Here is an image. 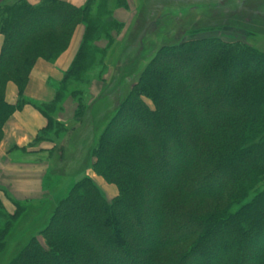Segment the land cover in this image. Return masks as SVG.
I'll return each mask as SVG.
<instances>
[{"label": "trees", "instance_id": "16d2710c", "mask_svg": "<svg viewBox=\"0 0 264 264\" xmlns=\"http://www.w3.org/2000/svg\"><path fill=\"white\" fill-rule=\"evenodd\" d=\"M227 2L233 5L230 12L224 9V22L235 21L244 0H218L210 8H225ZM87 5L20 0L10 6L0 1V144L9 119L31 104L24 93L37 61L55 63L80 25L85 27L81 47L57 88L86 76L88 39L102 24L100 12L90 17ZM52 14L61 21L54 22ZM27 23L30 28L24 33ZM159 24L156 20L149 28ZM185 61L195 63L189 76L182 68ZM250 61L264 65V56L245 44L218 39L163 44L136 87L97 132L95 170L118 187L119 196L109 203L91 180L75 184L56 202L48 228L39 234L44 242L34 236L15 257L0 264H205L204 255H219L221 249L226 252L209 260L211 264H244L245 251L264 242V192L239 212H230L264 181L257 170L264 160L255 159L264 154V72L249 69ZM9 83L18 90L15 105L6 100ZM60 90L49 104L32 103L47 120L44 138L53 129L49 112L59 104ZM224 172L231 173L230 178L218 185ZM232 186L235 189L228 192ZM196 200L204 201L202 209L209 206L214 212L203 215L189 202ZM27 203L15 204V213L9 214L0 198V255ZM221 204H226L224 210ZM80 219L86 223L66 229ZM140 231L151 234L150 241ZM104 233L117 241L107 240ZM195 236L197 249L192 253L175 249ZM255 255L248 264H264V250Z\"/></svg>", "mask_w": 264, "mask_h": 264}, {"label": "rangeland", "instance_id": "374dc122", "mask_svg": "<svg viewBox=\"0 0 264 264\" xmlns=\"http://www.w3.org/2000/svg\"><path fill=\"white\" fill-rule=\"evenodd\" d=\"M18 1L20 0H8L6 4L12 6ZM216 1L218 0H90V2L88 0L86 2L90 17L99 11L102 24L99 32L88 39L90 51L86 76L80 81L67 82L62 90L57 88L60 90L59 104L54 111L49 112L53 129L46 136V140L52 143L53 148L46 156L50 160V175L45 181L48 198L41 202L22 205L24 209L8 232L7 247L0 255V260L7 261L15 257L34 236H38L44 242L39 234L48 228L57 207L56 202L68 196L71 187L75 184L86 179L91 180L109 203H113L119 196L118 187L108 183L95 170L98 158L92 155V151L98 140L97 132L101 133V127L111 120L121 101L136 87L140 75L163 44H172L177 39L184 41L218 39L230 44L248 45L264 56V0H244L238 11V19L228 22H224L226 20L223 16L226 14L224 9L230 12L233 2H227L225 8L214 10L210 6H215ZM123 9H130L129 17L122 16ZM132 13L135 14L133 17L130 16ZM36 16L37 14L34 15ZM51 18L54 22L61 21L57 14H52ZM156 20H160L158 28L155 30L149 28ZM22 28L25 33L30 27L27 23ZM171 63L176 66L177 60ZM185 63L182 68L189 76L195 63L189 61ZM249 64V69L257 68L264 72V65L260 62L250 61ZM144 100L154 108L151 101ZM87 111L89 115L85 116L84 113ZM256 158L263 161L264 154H258ZM257 170L264 178V164L257 165ZM230 175L231 173L224 172L221 179L216 180L218 185H222L223 180L224 182L228 180ZM246 180V184L250 183L248 179ZM233 188L234 186L227 187V191ZM262 192H264V181L259 183L250 192L249 198L240 205H232L230 212L233 214L239 212ZM189 202L193 203L192 207L199 210L204 207L202 200ZM225 207L226 204H221L219 209L224 210ZM130 211L135 212L133 208H130ZM201 211L203 215L214 212L209 206ZM85 223V219H80L66 229L71 231L76 224ZM104 234L107 238H97L95 242L103 241L105 238L113 242L117 241L109 233ZM140 235L144 240L150 241L151 234L145 235L141 232ZM195 238L175 249L186 251L187 254L192 253L197 249L198 237ZM130 239L128 237L131 242ZM263 250L264 242L252 252L247 249L245 252L248 253V258L244 264H248V259H255V253L259 254ZM219 252L225 253L226 249L224 251L221 249ZM220 254L204 255L202 262L211 264L209 260ZM103 258L109 256L104 255Z\"/></svg>", "mask_w": 264, "mask_h": 264}, {"label": "crops", "instance_id": "0c3cea01", "mask_svg": "<svg viewBox=\"0 0 264 264\" xmlns=\"http://www.w3.org/2000/svg\"><path fill=\"white\" fill-rule=\"evenodd\" d=\"M61 1L83 7L88 0ZM28 2L37 5L41 0ZM121 11L123 17H129L130 9ZM84 31L83 26L77 27L68 50L55 63L43 59L37 61L24 95L31 104L15 112L4 127V138L0 144V198L9 214L15 213L17 203H37L48 198L45 181L50 175V162L46 156L53 147L43 137L47 120L32 103L49 104L55 99L57 85L71 67L81 47ZM2 45L3 37L0 35V52ZM6 100L13 105L18 101V90L13 83L7 86Z\"/></svg>", "mask_w": 264, "mask_h": 264}]
</instances>
